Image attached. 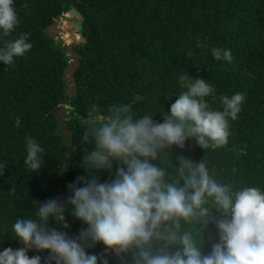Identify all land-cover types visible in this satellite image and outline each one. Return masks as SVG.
I'll use <instances>...</instances> for the list:
<instances>
[{"label": "trees", "instance_id": "1", "mask_svg": "<svg viewBox=\"0 0 264 264\" xmlns=\"http://www.w3.org/2000/svg\"><path fill=\"white\" fill-rule=\"evenodd\" d=\"M14 7L18 25L0 43L24 33L31 47L12 65L0 63L3 246H19L8 236L10 225L31 214V200L43 203L58 198V192L63 199L68 184L87 176L81 167L92 144L81 137L93 108L106 112L111 105L130 106L134 117L151 113L154 122H161L181 90L182 74L206 79L215 88L205 98L211 109L219 110L220 97L236 92L245 100L237 118L228 120L226 144L201 149L194 139L186 140L183 148L173 145L171 154L162 155L161 165L174 173L182 154L194 162L203 159L218 181L234 188H264V0H15ZM71 8L81 17V30L68 19L61 26L68 22L71 39H79V33L83 41L73 45L79 65L73 72L75 92L67 94L64 70L70 58L46 27ZM213 48L230 50L231 61L213 59ZM26 136L43 148L38 173L23 163ZM110 175L97 173L101 181ZM64 219L68 226L60 230L69 236L84 227L68 212ZM49 226H55L51 220ZM215 238L209 222L202 229V253L210 251ZM88 251L102 254L103 249L98 244ZM39 254L43 259L47 252ZM109 264L118 260L109 256Z\"/></svg>", "mask_w": 264, "mask_h": 264}, {"label": "clouds", "instance_id": "2", "mask_svg": "<svg viewBox=\"0 0 264 264\" xmlns=\"http://www.w3.org/2000/svg\"><path fill=\"white\" fill-rule=\"evenodd\" d=\"M14 5L15 0H0V38L18 25ZM57 27L62 33L61 24ZM30 47L24 33L4 40L0 63L12 65ZM211 55L232 59L228 49L213 48ZM178 83L181 90L161 122H153L151 113L134 117L130 106L93 108L81 137L92 144L81 167L87 176L68 184L63 199L30 201L31 214L10 225L8 236L19 246L0 243V264H109V256L118 264H264V188L220 182L203 159L177 155L174 173L160 163L173 145L183 148L186 140L194 139L201 149L226 144L228 120L237 118L245 96H221L222 107L214 110L205 98L215 88L206 79L182 74ZM19 123L17 117L14 124ZM42 154L36 139L26 136L23 163L32 174L44 165ZM5 167L0 160V175ZM109 172L103 181L97 176ZM65 212L84 225L75 235L60 230L68 226ZM209 222L216 238L204 254L201 235ZM98 244L102 254L88 251ZM45 251L42 259L39 253Z\"/></svg>", "mask_w": 264, "mask_h": 264}, {"label": "water", "instance_id": "3", "mask_svg": "<svg viewBox=\"0 0 264 264\" xmlns=\"http://www.w3.org/2000/svg\"><path fill=\"white\" fill-rule=\"evenodd\" d=\"M68 12H70L71 17H68L69 22L75 23L74 29L76 31L81 30V17L78 14L77 10L75 8H71ZM55 27V21L48 25L46 29H56L57 32H59V27ZM58 41V40H56ZM79 41H83V38L81 39H74L72 42L69 43H63V47L67 50V55L69 56V62L68 65L65 67L64 74H65V81L67 83L66 88H65V93L69 94L71 92H75V86L72 84L74 77H73V72L75 71L76 67L79 65V59L77 57L76 51L73 48V45L78 43ZM66 128V125H64ZM63 134H67L66 130H63ZM70 136V134H69ZM57 192V190L55 191ZM58 198L61 199V193L58 192Z\"/></svg>", "mask_w": 264, "mask_h": 264}, {"label": "rangeland", "instance_id": "4", "mask_svg": "<svg viewBox=\"0 0 264 264\" xmlns=\"http://www.w3.org/2000/svg\"><path fill=\"white\" fill-rule=\"evenodd\" d=\"M62 19L60 17H58L56 19V22H55V27L56 28L57 26H60V22L61 21H64L65 20V17L62 16ZM66 25V24H63V26ZM62 28V27H61ZM47 34H49L50 36L54 37L56 40L60 41L61 39V42H64V43H69V42H72L73 40L71 39V36L63 29L62 30V33L57 32L56 29H48L46 31ZM79 35V34H78ZM61 37V38H60ZM80 39H81V36H80ZM61 116V115H60ZM62 117V116H61ZM154 122V121H153Z\"/></svg>", "mask_w": 264, "mask_h": 264}, {"label": "bare ground", "instance_id": "5", "mask_svg": "<svg viewBox=\"0 0 264 264\" xmlns=\"http://www.w3.org/2000/svg\"><path fill=\"white\" fill-rule=\"evenodd\" d=\"M64 24H66V25L63 26V24H62V26H61V27H62V30H63V29L65 30V27L68 25V22H64ZM65 31H66V30H65ZM75 34L78 35L79 33H75ZM79 36H81V35L79 34Z\"/></svg>", "mask_w": 264, "mask_h": 264}, {"label": "flooded vegetation", "instance_id": "6", "mask_svg": "<svg viewBox=\"0 0 264 264\" xmlns=\"http://www.w3.org/2000/svg\"><path fill=\"white\" fill-rule=\"evenodd\" d=\"M56 21V20H55ZM60 24H61V22H60Z\"/></svg>", "mask_w": 264, "mask_h": 264}]
</instances>
